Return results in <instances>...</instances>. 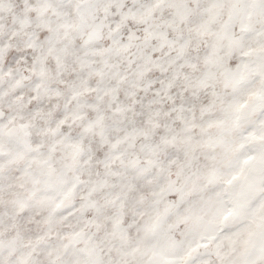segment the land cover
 <instances>
[{
	"label": "snow or ice",
	"instance_id": "obj_1",
	"mask_svg": "<svg viewBox=\"0 0 264 264\" xmlns=\"http://www.w3.org/2000/svg\"><path fill=\"white\" fill-rule=\"evenodd\" d=\"M0 264H264V0H0Z\"/></svg>",
	"mask_w": 264,
	"mask_h": 264
}]
</instances>
